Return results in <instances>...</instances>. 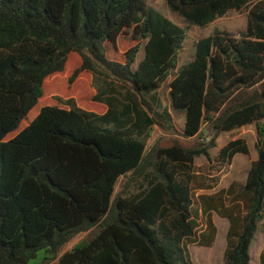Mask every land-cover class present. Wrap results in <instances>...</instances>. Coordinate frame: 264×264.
<instances>
[{"label": "trees", "instance_id": "1", "mask_svg": "<svg viewBox=\"0 0 264 264\" xmlns=\"http://www.w3.org/2000/svg\"><path fill=\"white\" fill-rule=\"evenodd\" d=\"M164 1L200 27L247 9L246 28L198 40L177 70L184 31L142 0H0V264H193L194 159L220 174L248 147L210 156L216 138L252 125L241 205L220 211L223 264H251L264 225V0ZM174 71L181 132L156 94ZM58 80L74 86L58 91L65 107L39 106ZM156 130L166 135L147 146Z\"/></svg>", "mask_w": 264, "mask_h": 264}, {"label": "rangeland", "instance_id": "2", "mask_svg": "<svg viewBox=\"0 0 264 264\" xmlns=\"http://www.w3.org/2000/svg\"><path fill=\"white\" fill-rule=\"evenodd\" d=\"M146 6L151 7L162 14L165 18L180 27L184 31V40L177 56V70L184 64L190 62L194 57V44L207 36L212 35L216 31H226L238 35L246 28L247 9L241 11H227L225 15L216 18L205 26H194L185 21L180 15L170 10L164 0H142ZM143 55V45H141L136 63L140 61ZM176 70V71H177ZM174 71L167 80L156 90V94L161 101L162 106H167L169 113L173 117L176 130L181 132L184 127L185 112L183 110H174L170 106L167 96V85L170 82ZM70 94L74 90V86L68 87L64 80H58L49 84L45 88V94L40 100L39 106L58 105L65 107L62 100L66 97L60 96L58 91ZM61 99V100H58ZM34 108L31 110L33 111ZM30 111V112H31ZM38 111V110H37ZM36 111V112H37ZM35 112V111H34ZM209 126L203 128V135L209 133ZM163 133L155 131L152 138L147 142L150 146ZM166 135V134H163ZM238 132L223 133L219 136L217 147L236 137ZM247 140V147L250 153L247 156L235 157L232 162L220 174L209 176L208 162L204 157L196 159L194 166V179L191 184L192 195L194 198V209L197 211L196 234L193 242L187 241L186 247L193 264H223V254L226 248V232L228 229V221L220 215V211H228L233 205H241V199L238 196L239 186H241L246 178V174L252 161V156H256L253 147V139L248 132L241 135ZM252 140H251V139ZM194 141L186 142L187 145L193 144ZM215 153L214 149H210V156ZM121 181L118 180L115 185V193L120 187ZM233 185L231 193L227 192L228 188ZM221 191H224L223 193ZM226 191V192H225ZM210 223L211 226H208ZM84 234L77 236L72 242L64 247L59 256L69 250L73 244L80 240ZM264 248V225L259 227V231L250 249L251 264H260V255ZM50 264H57V260Z\"/></svg>", "mask_w": 264, "mask_h": 264}, {"label": "crops", "instance_id": "3", "mask_svg": "<svg viewBox=\"0 0 264 264\" xmlns=\"http://www.w3.org/2000/svg\"><path fill=\"white\" fill-rule=\"evenodd\" d=\"M205 126L206 125H204L203 126V128H205ZM203 128H202V131H203ZM234 132H238V135H236V137H233V139L232 140H234V139H239V138H242V134H244V133H246V132H248L250 135H252V139H253V147H254V142H255V130H254V126H252V125H248V126H245V127H242V128H240V129H238V130H236V131H234ZM232 133V132H231ZM221 135V134H220ZM219 135V136H220ZM219 136L216 138V141H215V143H216V146L214 147V148H211V149H214L215 150V152L217 151V149L218 148H220L221 146H223L224 144H220L218 147H217V143H218V140H219ZM250 138V139H251ZM251 139V140H252ZM188 141L190 142V141H192V140H190V139H188ZM228 142V141H227ZM226 142V143H227ZM246 143H247V140H246ZM208 153H209V155H210V149H209V151H208ZM250 153V150L248 149V154ZM251 154V153H250ZM214 155V154H213ZM241 156H244V155H241V154H237V155H235L233 158H235V157H241ZM198 158H200V157H198ZM198 158H195L194 159V166H195V164H196V159H198ZM256 159V156H252V161H254ZM251 161V162H252ZM250 162V163H251ZM250 166V165H249ZM249 169V168H248Z\"/></svg>", "mask_w": 264, "mask_h": 264}]
</instances>
